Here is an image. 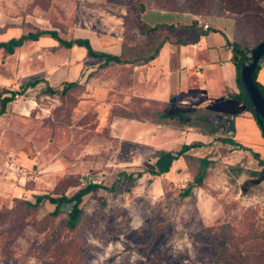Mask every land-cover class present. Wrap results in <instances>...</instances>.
<instances>
[{
    "label": "rangeland",
    "instance_id": "obj_1",
    "mask_svg": "<svg viewBox=\"0 0 264 264\" xmlns=\"http://www.w3.org/2000/svg\"><path fill=\"white\" fill-rule=\"evenodd\" d=\"M163 1L0 0V41L34 28L56 29L68 40L83 29L97 32L108 26L121 35V23L110 15L119 6L129 16L125 40L145 41L149 36L137 19L141 7L136 2L160 9ZM176 4L180 11L188 8V0ZM237 38L253 49L252 37L241 33ZM57 46L45 37L13 54L0 49V96L14 95L0 115V264L240 263L229 257L225 262L227 248L244 264H264V178L250 176L249 171L262 168L251 152L205 138L208 144L188 153L215 162L204 185L193 190L196 198H182L193 180L184 157L173 172L153 176L147 171L155 168L156 154L127 135L111 133L108 108L98 104L109 97L112 107L119 105L126 92L120 81H112V91H94V97L85 79L65 93L62 86L49 93L43 69L58 62L50 54ZM108 75L105 82L113 73ZM222 103L224 111L243 106L236 100ZM212 119L222 135L234 137L231 128L220 126V119H231L217 114ZM163 140L176 149L180 143L173 134ZM260 153L264 159V149ZM180 165L184 170L179 172ZM140 171L139 179L128 177ZM91 182L105 188L83 198L85 219L76 229L66 225L72 203H64L59 215H53L50 202L37 208L26 204L37 195L70 197Z\"/></svg>",
    "mask_w": 264,
    "mask_h": 264
},
{
    "label": "crops",
    "instance_id": "obj_2",
    "mask_svg": "<svg viewBox=\"0 0 264 264\" xmlns=\"http://www.w3.org/2000/svg\"><path fill=\"white\" fill-rule=\"evenodd\" d=\"M116 10L117 13L110 15L115 24L121 23V35L117 32L116 26H108L106 29L99 28L97 32L83 29L76 38L89 39L96 50L120 55L125 32L129 29L125 27L129 16L122 11L121 6ZM198 18L207 22L209 28L204 29L199 25ZM137 19L145 31L149 26H173L166 28L173 34V40L165 42L158 56L149 63L134 67L124 65L119 67L118 71H108L98 69L96 60L86 59V50L83 46L58 47L54 53H50L58 62L53 61L43 69L45 82L51 88H58L64 82L82 84L85 79L87 81L85 87L87 90L90 89L91 96L94 97V91L105 93L109 88L112 91L114 84L112 81H120L122 84L120 87L126 92L119 105L112 107L110 98L107 97L109 101L100 102L98 99V106L104 111L108 108L111 133L118 134L119 137L127 135L132 141L139 142L143 150L154 154L161 149L177 150L184 144L196 141L202 142L205 146L210 142L205 138L211 136L192 127L178 130L150 120L112 118V110L115 107L127 105L132 98H139L157 103H177L211 110L217 115L231 119L234 128V137L231 139L260 153L261 148L264 149V145H261L262 132L252 110L245 102L231 97V94L241 92L239 69L233 60L231 44L234 40V15L227 11L219 15H200L151 6L141 9ZM42 38L45 37L40 39ZM112 73L113 75L110 76ZM107 74L110 78L105 82L104 76L107 77ZM257 80L264 86V58ZM229 100L238 101L243 105L242 108L237 112L221 110L219 105ZM171 134L180 140L177 149L163 144L164 137ZM180 158L173 162L169 172L174 171L173 168ZM182 166L176 167V170L180 172Z\"/></svg>",
    "mask_w": 264,
    "mask_h": 264
},
{
    "label": "trees",
    "instance_id": "obj_3",
    "mask_svg": "<svg viewBox=\"0 0 264 264\" xmlns=\"http://www.w3.org/2000/svg\"><path fill=\"white\" fill-rule=\"evenodd\" d=\"M176 1L177 0H164V3H161L163 8L160 9L179 10L176 6ZM263 1L264 0H188V8L186 11L200 15H219L224 11H227L234 15V40L231 44L233 46L234 53L233 60L239 69L243 56L252 49L246 48L242 44L241 40H238L237 36L241 33H245L246 35H249V37H252L254 40V45L252 48H255L260 42L264 41V17L262 16L264 8L261 3ZM136 4L140 5L141 9H144V5L141 3L136 2ZM156 4L160 3L157 2ZM165 7H168V9ZM172 27L173 26L164 25L147 27L146 34L149 36V39L139 42H129L127 40H123L122 51L120 55H114L94 49L87 38H73L68 40L63 38L56 29L40 28H34L27 32H23L18 37H12L8 40L0 41V49H2L5 54H13L16 48L23 46L27 42L37 41L41 37H51L58 42L57 47L71 48L74 45L83 46L86 50L85 58L94 61L96 60L98 63V69H113L114 71H118L119 67L121 66L130 65L131 67H134L136 65H143L156 58L164 43L173 40V34L166 29ZM263 58L264 55L257 65L256 71L254 73V80L261 92L264 94V86L257 80V75L261 68ZM75 85V82H64L61 85L63 87L61 93L67 92ZM58 88H51L48 85L47 90L51 94H56L60 92ZM13 96V94L0 96V115L6 112L9 103H11L13 100ZM231 97L245 102L248 108L251 110L248 100L242 91L231 94ZM118 109L123 110V112L118 113L113 111L112 118L150 120L156 124H164L178 130H184L187 127H192L206 135L212 136L216 140L229 141L234 145L235 148L248 149L258 160V164L262 167L260 170L252 169L249 171L250 176H259L264 178V159L261 157V154L259 152L253 151L251 148H247L242 144L235 142L233 139H231V137L222 135L223 130H221V128H219L212 119V117L216 115L214 111L199 107L182 106L178 105L177 103H157L139 98H132L131 102H129L127 105L117 106L113 110L116 111ZM255 120L261 129L262 137L264 139V127L260 124L256 117ZM220 121V126L222 125V129L228 126L231 128L232 132L234 131L232 121L229 122L225 119H220ZM203 145L204 144L202 142L196 141L190 144H184L177 150L161 149L156 153V160L154 161L155 168L149 169L147 172L153 176L166 174L171 170L175 160L179 159L180 157H184L187 163V169L189 174L192 175L193 180L191 183H189L188 187L183 190L181 197L185 198L192 196L196 198L193 190L204 185L206 175L208 174V167L215 162L211 158L196 156L188 153L194 147H201ZM194 160L198 162L196 167L191 165V162H194ZM143 174L144 172L140 171L137 173L136 177H134L132 174H128V177H132L137 180L142 177ZM101 188H105L103 185H101V183L91 182L87 186L79 189L70 197L66 194H62L60 196H51L46 194L37 195L35 197L34 203L27 201L26 204L37 208L43 205L45 202H50L55 205L53 215H59L60 212H62L61 207L64 203H72L73 206L68 212L66 225L69 228L76 229L83 223L85 219V213L83 208L80 206L83 198L87 194L97 191ZM222 257H224L225 262H227V257H229V259L233 258L234 260H239L240 263L238 264H244L247 262H242V257H231L228 248L222 253Z\"/></svg>",
    "mask_w": 264,
    "mask_h": 264
},
{
    "label": "water",
    "instance_id": "obj_4",
    "mask_svg": "<svg viewBox=\"0 0 264 264\" xmlns=\"http://www.w3.org/2000/svg\"><path fill=\"white\" fill-rule=\"evenodd\" d=\"M263 55L264 41L260 42L251 50L250 55L246 60V54L243 56L241 66L239 68V80L241 91L247 98L254 116L264 127V94L261 92L254 80V73Z\"/></svg>",
    "mask_w": 264,
    "mask_h": 264
},
{
    "label": "built area",
    "instance_id": "obj_5",
    "mask_svg": "<svg viewBox=\"0 0 264 264\" xmlns=\"http://www.w3.org/2000/svg\"><path fill=\"white\" fill-rule=\"evenodd\" d=\"M197 21H198V24L201 25L204 29L209 28V24L207 22H205L203 19L198 18ZM16 101H19V94L18 93H16Z\"/></svg>",
    "mask_w": 264,
    "mask_h": 264
}]
</instances>
